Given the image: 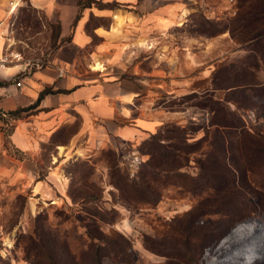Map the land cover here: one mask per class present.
<instances>
[{
	"label": "rangeland",
	"instance_id": "1",
	"mask_svg": "<svg viewBox=\"0 0 264 264\" xmlns=\"http://www.w3.org/2000/svg\"><path fill=\"white\" fill-rule=\"evenodd\" d=\"M187 1L195 8L180 11L163 33L156 22L134 18L128 11L115 20L90 15L86 23L89 32L97 26L108 32L106 38L93 35V42L121 64L112 71L124 76L133 67L138 76L152 65L162 71L160 57L173 54L171 47L157 52L162 45L202 48L189 66L184 58L178 60L181 65L164 59L167 75L183 78L156 81L148 99L143 97L147 86L141 84L136 101L159 106V117L166 116L163 122L186 126L182 137L176 136L174 125L164 131L170 137L166 143L188 150L183 157L164 159L184 167L170 170L165 163L166 170L157 171L150 186L136 183L133 178L151 172L146 153L155 157L162 152L147 133L132 141L114 137L73 155L76 159L67 165L69 191L38 199L34 192L4 191L0 185V264H264V152L259 149L264 148V96L235 94L241 107L230 104L244 121L239 130L228 132L235 183L221 172L222 157L207 158L209 143L220 145V135L210 128L213 114L202 108L210 99L227 97L216 87L264 84V42L261 54L247 49L244 39L255 23L242 25L244 16L255 14L258 2ZM6 22L12 63L29 62L31 71L60 40L58 24L45 20L28 0H11ZM259 92L264 95V87Z\"/></svg>",
	"mask_w": 264,
	"mask_h": 264
},
{
	"label": "crops",
	"instance_id": "2",
	"mask_svg": "<svg viewBox=\"0 0 264 264\" xmlns=\"http://www.w3.org/2000/svg\"><path fill=\"white\" fill-rule=\"evenodd\" d=\"M28 1L45 20L58 24L60 40L35 70H28L29 62L13 61L0 68V185L4 191H31L34 197L45 199L52 191H69L67 165L76 159H71L73 155L98 148L114 137L132 141L155 132L166 116L159 117V106L153 108L149 101L136 102L142 95L140 85L151 87H145L143 97L148 99L156 81L179 82L183 77L173 72L167 75L163 60L175 64L184 58V66L192 64L193 55L202 48L194 50L191 43L162 45L157 52L165 47L173 52L160 57L162 71L152 65L138 76L133 67L124 76L123 71H112L121 64L93 42V35L106 38L108 32L100 26L89 32L88 17L107 15L115 20L128 11L134 18L156 22L163 33L164 25L179 17L180 11L195 8L192 2L96 0L115 4L99 8L94 3L82 6L79 0ZM10 3L0 0V55L9 54L11 44L6 22ZM46 89L50 92L41 96Z\"/></svg>",
	"mask_w": 264,
	"mask_h": 264
},
{
	"label": "trees",
	"instance_id": "3",
	"mask_svg": "<svg viewBox=\"0 0 264 264\" xmlns=\"http://www.w3.org/2000/svg\"><path fill=\"white\" fill-rule=\"evenodd\" d=\"M243 4L249 3V5H253L258 2L257 4V10L254 15H249L246 19L244 16L242 25L245 27V25H249L250 23H255V27L251 32H248L244 42L246 44V48L251 50L252 52L254 51L257 55L259 53V48L260 44H263L264 42V0H242ZM80 5L85 6L86 4L89 3H83L81 0H79ZM98 3L103 4L102 6H98L99 8H113L115 4L112 3H102L101 1H98ZM260 3V4H259ZM110 5V6H109ZM259 22V23H257ZM59 28V27H58ZM261 54V53H259ZM263 59V57H262ZM264 87V84H260L256 82H251V83H232L230 82L227 84L225 87H216L219 89H223L226 91V98L224 100H218V99H210L209 103H204L202 104V108H207L210 114L212 113V120L210 121V128L214 127L219 131V138H220V145L215 142H210V147L212 148L211 152L206 151L208 155V159H211L212 156H220L221 162H219V165L223 168L221 172L226 175L228 179H230L231 176V181L235 183L236 180V173L237 169L233 167V165L230 162V146H229V134L230 130H239L240 129V121L243 122L244 126V121L240 113H238L236 110L231 109L230 104H235L238 108L241 106L237 102V99L234 98L235 94L243 95L246 97H249L250 99L254 97H263L264 95L259 92L261 88ZM50 92L49 89H46L42 92L41 96H43L45 93ZM228 104V105H227ZM236 112V113H235ZM221 113L222 115L220 116L221 118L215 119V116L217 117V114ZM237 114V115H236ZM214 117V118H213ZM231 117V118H230ZM169 125H174V131L177 132L176 136L182 137L184 135V131L186 130V126L177 123V122H164L162 123L155 132L150 133L151 138L154 140H157L159 143L160 148L162 149V152H159L155 157V153H146V155L150 156V168L151 172L149 176L147 174H139L137 178H133L134 181L140 185H145V186H150L151 180H156V173L157 171L159 172L161 170H166L163 165L166 163L168 168L170 170H178L182 167H184L183 163H179L175 165V162H168L164 158H175V157H183L184 153L188 154V150H185L182 146L180 145H174L172 143H166L168 142L169 136H166L164 134V131L169 130L168 128H165L166 126ZM166 141V142H165ZM208 144V145H209ZM260 151L264 152V148H259ZM192 151H189V153ZM217 152V153H216ZM170 155V156H168ZM157 160H156V159ZM188 158V156H187ZM155 159V161H153ZM205 165V163H201L200 166ZM230 176H228V174ZM235 178V180H234Z\"/></svg>",
	"mask_w": 264,
	"mask_h": 264
},
{
	"label": "built area",
	"instance_id": "4",
	"mask_svg": "<svg viewBox=\"0 0 264 264\" xmlns=\"http://www.w3.org/2000/svg\"><path fill=\"white\" fill-rule=\"evenodd\" d=\"M18 54H15L14 57H18ZM13 61L12 54H3L0 55V68L7 66ZM17 85L20 86L21 82H17Z\"/></svg>",
	"mask_w": 264,
	"mask_h": 264
}]
</instances>
